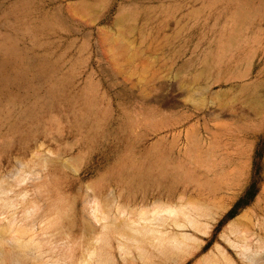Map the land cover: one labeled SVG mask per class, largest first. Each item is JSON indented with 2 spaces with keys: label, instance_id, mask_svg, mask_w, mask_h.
Masks as SVG:
<instances>
[{
  "label": "rangeland",
  "instance_id": "1",
  "mask_svg": "<svg viewBox=\"0 0 264 264\" xmlns=\"http://www.w3.org/2000/svg\"><path fill=\"white\" fill-rule=\"evenodd\" d=\"M0 69V183L38 203V235L54 217L49 250L0 244L3 264L88 261L92 196L118 220L108 264H203L216 246L245 264L222 239L233 220L264 264V0H0ZM163 203L209 229L173 228L193 239L177 262L122 256L117 223Z\"/></svg>",
  "mask_w": 264,
  "mask_h": 264
},
{
  "label": "bare ground",
  "instance_id": "2",
  "mask_svg": "<svg viewBox=\"0 0 264 264\" xmlns=\"http://www.w3.org/2000/svg\"><path fill=\"white\" fill-rule=\"evenodd\" d=\"M1 73L2 71L0 69V75ZM21 176H25V175H22L21 173ZM16 179L17 178H15V180ZM23 180L24 179L20 180V182H22ZM2 186L3 184L1 185L0 183V217L3 216L0 219V244L7 245V247L10 250H21L22 252H25L26 255L34 254V257L33 256L30 257L33 260H35V258H39L40 256H42L43 249L45 247H48V250L49 248H51V243L49 242V240L41 237L46 236L45 231L50 227H52L51 224L53 223L52 221L54 220V217L42 221L43 226L42 228L41 227L39 228H41V232H43V234L42 236L40 234L38 235V233H36L33 230L35 226L34 223L35 221L31 220L32 214L30 211L33 209L35 204L38 203L36 201H34L36 203H34L33 201L25 202V200L17 201V199L15 200L13 199V197L12 198L9 197L8 191H10L11 193L13 189L11 191L10 188V190L7 191V189L3 188ZM28 192H26V194ZM87 200L88 201L85 202H87V204L89 205L86 206L89 207L90 216L93 218V220H95L97 224H100L101 227V231L97 233L94 238L96 242H99V244L97 243L99 247L92 249L93 251L88 254L90 258L88 259L93 261L94 258L95 260L97 259L96 263H98L97 261L99 260V262L103 261L104 263L108 264L109 260L106 258H109L110 256L107 253H105L106 258L103 259L98 255V251L101 250V247L104 248L110 247L108 245V241H110L108 239V234L111 233L110 235H112L113 232L117 231V225L115 224L118 220L115 223L114 222L111 223L112 219L109 220L110 216H107L106 214L108 213L104 212L101 209L100 207L101 204H99V202L96 200V197L92 196L90 199L87 198ZM163 204L159 206L156 204L157 207L154 206L155 208L151 211H144L140 209L137 213L136 212L133 213L135 214L136 217L133 220H131L132 218L130 216L131 214L128 213V215L130 214L129 216L131 218L130 219L128 218L129 220L127 219L128 220L127 222L122 219L123 221H121L120 224L117 223L118 225L127 228V232H126L127 235L119 233V237L121 238V240L122 239L124 240V242L119 240V243L117 245L118 250L122 256L126 258V256L131 254L130 248L128 247L127 244L132 243L133 245H135L134 249L137 251V255L142 261L143 260L146 261L151 256H153L152 255L153 253L150 252L147 248L149 247L151 250L157 251L159 256L161 255L165 259H170L173 260L174 262H177L176 260L179 259L180 255L189 248L190 245L188 244V242L192 241L193 239L184 233L178 234L174 232L175 230L173 228L175 229L182 228L183 230L184 227H191V229L197 232H202L204 234H205V230L209 229L210 227V225L208 224L209 222L208 223L200 222L198 219L200 215L198 213H192L195 207L187 208L182 205L169 206ZM18 206L19 208H17ZM37 208H39V206ZM118 211L119 209H117V212ZM54 215H55V220H59L60 219L59 216L62 215L63 217L64 212H60L59 210H56V213H54ZM210 220L213 222L215 220L214 216H212ZM159 227H162V229H160ZM238 236L240 238L239 241H238ZM231 237H233V239ZM222 239L228 246L238 250V255L243 259V262L245 264H258L257 254L260 251L258 252L257 250H251V248L245 243L246 235L241 234L240 230L238 229V224L235 220L230 221L227 224L226 230L222 234ZM63 250L66 249L64 248ZM69 250H71L72 252V248H70ZM216 251L215 252L218 253V257L212 254L213 255L212 257L208 256L204 258V263L220 264V261L222 260L223 264H231L230 259H228L227 256L224 254L223 249H221L219 246H216ZM68 253H70V251ZM219 257L221 260H219ZM88 261H86V259H82V261H80L77 264H89L90 262ZM18 263L19 262L16 261L14 264H18ZM0 264H3L2 255H0Z\"/></svg>",
  "mask_w": 264,
  "mask_h": 264
}]
</instances>
